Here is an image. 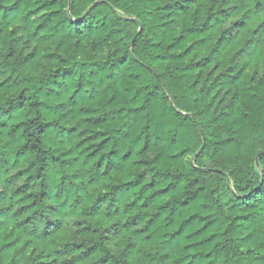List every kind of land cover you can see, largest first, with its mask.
I'll list each match as a JSON object with an SVG mask.
<instances>
[{
    "label": "trees",
    "instance_id": "16d2710c",
    "mask_svg": "<svg viewBox=\"0 0 264 264\" xmlns=\"http://www.w3.org/2000/svg\"><path fill=\"white\" fill-rule=\"evenodd\" d=\"M102 3L106 0H97V4L77 18L78 31L81 25L88 32L94 31L96 24L89 21H95L93 9ZM59 13L58 0H0V45H6L4 60L9 61L0 67L3 77L0 78V252H11L20 242L19 235L9 239L14 231L25 233V239L7 264H56L57 260L60 264H113L105 242H115L123 248L122 254L128 256L125 264H153L157 247L160 259L155 264H204L205 261L211 264L208 258L216 251L215 229L220 222L207 220L211 213L193 200L187 187L177 182V166L182 169L178 157L187 152L180 141L182 133H175L179 142L174 141L173 147L159 155L153 162L155 167L150 169L139 151H133L132 141L139 137L141 124L134 114L129 115L131 108L125 110L127 105L118 107L115 100L109 101L102 94L89 95L84 101L87 106L80 109L86 125L81 129L79 122L68 123L71 117L64 111V103L45 105L42 100L28 103L32 78L17 74L18 68L12 67L15 59L9 58L24 51L20 64L29 72H39L45 63L52 65L57 60L56 52L51 50L56 41L50 44L43 37L52 33ZM116 20L138 27L137 36L153 27L167 33L157 47L174 49L161 53V58L177 67L183 66V80L176 81L182 87L200 88L206 78H211L209 86L227 87V83L242 79L241 70L233 71L234 61L241 52L254 48L253 59L264 55V0H149L147 6L143 0H130ZM116 31L113 29L105 38L114 39ZM219 69L223 71L213 76ZM60 74V67H56L53 75ZM72 74L71 68H64L63 76ZM48 80L56 87L46 88L43 95L55 101L60 96L61 82L53 76H48ZM176 91L175 87L171 89L173 93ZM125 94L132 96L122 92ZM216 97H220L219 92L213 98ZM239 99L254 108L260 103L255 91ZM174 111L181 114L178 109ZM183 115L187 117L190 113ZM165 131L170 133L167 124ZM72 140L78 142L65 148ZM88 164L97 171L87 185H81L82 190H90L97 184L103 186V193H97L89 205V216L107 226L101 232L89 223L85 231L95 234V243L73 240L49 250L51 237L63 239L59 233L64 220L48 219L42 230L33 227L28 231L23 226L44 216L38 205L51 198L46 181L54 171L52 165L67 167L75 177L77 174L72 169ZM67 179L68 174L60 177L61 183ZM80 199L77 197V203ZM105 201L106 209L102 203ZM14 204H20L15 211ZM48 208L55 211L54 205ZM17 218L19 223L15 222ZM237 219L247 221L248 217ZM74 223L81 225L84 220L79 218ZM242 243L250 247L246 252L239 250L243 259L237 264H264V225L248 221Z\"/></svg>",
    "mask_w": 264,
    "mask_h": 264
},
{
    "label": "clouds",
    "instance_id": "9594fccd",
    "mask_svg": "<svg viewBox=\"0 0 264 264\" xmlns=\"http://www.w3.org/2000/svg\"><path fill=\"white\" fill-rule=\"evenodd\" d=\"M148 2L143 0L145 6ZM129 3L130 0H106V3L99 4L93 9L96 13L95 21H89L95 23L96 27L94 31L88 32L83 25L78 31L75 21L88 12L93 4H97V0H58L60 13L56 26L52 28V33L43 37L50 44L56 41L51 50L56 52L57 60L52 65L42 64L39 72H29L20 64V59L26 54L24 51H18L16 57L9 60L15 59L12 67L18 68L17 74L32 78L28 92L31 97L29 104L32 100H42L45 105L64 103V111L71 117L68 123L79 122L81 129L86 125L80 109L87 106L84 101L89 95L102 94L109 101L115 100L118 107L127 105L126 111L131 108L129 115L134 114L136 121L141 124L140 135L132 141V148L133 151H139L140 157L147 161L150 169L155 167L153 162L159 155L173 147L175 133H182L180 141L184 142L187 152L178 157L182 160V169L177 166V182L187 187L193 200L198 205L202 203L207 212L211 213L207 215V220L220 222L215 229L218 234L214 245L216 251L208 260L211 264H237V261L243 259L239 250L246 252L250 247L242 243V237L247 235L248 221L264 225V55L253 59L254 48L241 52L234 61L233 71L243 69L242 79L237 83H227V87L224 84H219V87L209 86L211 78H206L200 88L187 85L182 87L176 81L183 80V66L177 67L161 58V53L174 49L157 47L167 33L162 28L153 27L137 36L138 27L116 20L121 9L128 7ZM153 8L149 11H153ZM113 29L118 30L113 33L114 39H106ZM133 37H136L135 41ZM0 52L3 53L0 54V67H4L9 63L4 60L6 45H0ZM56 67L61 70L58 76L53 75ZM65 67L72 69L71 76H63ZM178 73L181 75L178 76ZM215 75L218 73H213ZM48 76L61 82L58 89L60 96L55 101L43 95L46 88L56 87V84L48 80ZM133 81L138 83L134 84ZM173 87L177 89L174 93L171 92ZM251 91H255L260 98L255 108L239 99ZM122 92L131 93L132 96L122 95ZM217 92L220 97L213 98ZM174 109H178L181 114L177 115ZM183 113L190 115L185 117ZM166 124L170 133L165 131ZM77 142L72 140L64 147H74ZM51 167L54 171L46 181L50 185L51 198L38 205L44 216L39 220L34 218L33 222L23 227L28 231L33 227L42 230L48 219L64 220L63 230L59 233L63 239L51 237L49 250L63 247L65 242L73 240H91L95 243V234L85 229L89 223L101 232L107 226H102L95 217L89 216V205L97 193H103V186L97 184L90 190H82L81 185H87L97 170L91 164L75 167L72 171L77 175L73 177L67 167ZM65 174H68V179L61 183L60 177ZM77 197L81 198L79 203ZM102 203L106 209L108 202ZM48 205H54L55 211L49 209ZM19 206L14 204L12 210L15 211ZM244 215H247V221L237 219ZM79 218L84 220V224L74 223ZM19 220L17 218L15 222L19 223ZM17 235L20 236V242L11 252H0V264H7L16 247L25 239V233L20 230L14 231L9 239H15ZM105 246L112 253L113 264H125L128 260L118 243L105 242ZM159 259L160 251L157 247L153 264ZM56 264H60L59 260Z\"/></svg>",
    "mask_w": 264,
    "mask_h": 264
},
{
    "label": "rangeland",
    "instance_id": "374dc122",
    "mask_svg": "<svg viewBox=\"0 0 264 264\" xmlns=\"http://www.w3.org/2000/svg\"><path fill=\"white\" fill-rule=\"evenodd\" d=\"M233 32L235 33L236 30H233ZM238 47H242V44H239ZM223 70L219 69L217 70L215 73H218V75L220 74V72H222ZM243 71V69H241V72ZM216 76V75H215Z\"/></svg>",
    "mask_w": 264,
    "mask_h": 264
}]
</instances>
